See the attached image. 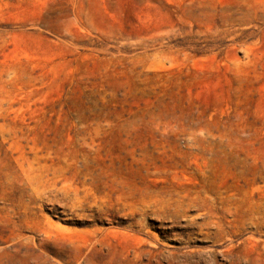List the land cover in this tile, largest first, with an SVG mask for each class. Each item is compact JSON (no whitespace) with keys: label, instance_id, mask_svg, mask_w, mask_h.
<instances>
[{"label":"rangeland","instance_id":"obj_1","mask_svg":"<svg viewBox=\"0 0 264 264\" xmlns=\"http://www.w3.org/2000/svg\"><path fill=\"white\" fill-rule=\"evenodd\" d=\"M0 264H264V0H0Z\"/></svg>","mask_w":264,"mask_h":264}]
</instances>
